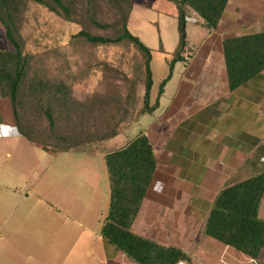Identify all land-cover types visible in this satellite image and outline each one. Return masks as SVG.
<instances>
[{
	"label": "rangeland",
	"instance_id": "rangeland-1",
	"mask_svg": "<svg viewBox=\"0 0 264 264\" xmlns=\"http://www.w3.org/2000/svg\"><path fill=\"white\" fill-rule=\"evenodd\" d=\"M131 1L133 9L128 28L151 50L149 105L159 102L153 112H141L146 77V56L142 51L127 41L117 45H98L82 37H72L80 30L110 36L119 27L107 29L93 25L89 19L92 14L80 4L77 24L35 4H31L25 14L22 31L29 50L34 52L33 67L43 69L54 81L66 82L76 98L84 100L94 93L114 92H121L124 96L131 86L136 90L133 118L120 126L116 137L97 143V149L101 151L123 145L140 131L147 134L152 130L159 132L158 138L164 142L163 138L170 135L182 118L219 96L214 88L218 79L210 72V65L220 56L219 49L216 46L207 58V27L201 22H187L183 59L174 62L180 39L174 3L169 0ZM99 2L101 7L95 18L102 23H113L116 13L106 6L104 0ZM36 42H39L38 46H35ZM0 48L12 49L1 23ZM206 60L209 65L199 73L198 81L192 82L195 78L192 70L201 69ZM185 81L187 84L192 82L194 87L185 86ZM225 86L228 87V83L223 80L220 89ZM235 107L234 111H244L240 103ZM234 123L235 120H230L225 125ZM11 141L13 152L17 150L12 165L16 167L22 161L26 177L19 185L23 191H29L28 201L22 205L27 216L21 223L34 230L32 237L37 239L39 246L35 251L44 256V264H47L49 249L55 264H111L105 250V238L101 235L109 196L103 153L73 151L54 154L25 138H12ZM260 216L264 218V199ZM189 219L190 227L199 229L197 221ZM174 227L175 220L158 211L152 214V221L146 229L152 232L149 237L154 236L155 240L166 243L180 236V231ZM142 233L146 235L144 231ZM28 238L24 237L23 241ZM262 253L264 256V250ZM112 264L137 263L119 253Z\"/></svg>",
	"mask_w": 264,
	"mask_h": 264
},
{
	"label": "trees",
	"instance_id": "trees-1",
	"mask_svg": "<svg viewBox=\"0 0 264 264\" xmlns=\"http://www.w3.org/2000/svg\"><path fill=\"white\" fill-rule=\"evenodd\" d=\"M100 0H0V23L11 50L0 48V98L11 101L16 130L32 143L56 152H102L109 196L101 235L117 250L137 264H177L188 261V254L173 244L160 242L133 230L157 168L155 147L145 131L123 145L97 149V143L119 134L120 126L133 118L137 100L131 86L121 92L94 93L84 100L73 95L64 81H54L43 69L33 67L34 52L23 35L25 14L31 4L39 5L70 23H78L80 4L92 15L90 22L99 28L119 27L114 35H94L80 30L92 44L117 45L129 42L145 56V84L141 112H153L159 102L149 105L152 87L151 50L128 28L133 9L131 0H104L116 13L113 23L97 20ZM176 7L179 46L174 62L183 59L187 45L186 16L201 19L208 30L219 25L229 0H169ZM36 42L35 46H38ZM223 54L230 90L264 72V32L227 37ZM164 85V84H163ZM264 199V171L222 188L209 211L205 233L251 258L264 250V218L260 208Z\"/></svg>",
	"mask_w": 264,
	"mask_h": 264
},
{
	"label": "crops",
	"instance_id": "crops-1",
	"mask_svg": "<svg viewBox=\"0 0 264 264\" xmlns=\"http://www.w3.org/2000/svg\"><path fill=\"white\" fill-rule=\"evenodd\" d=\"M260 32H264V0H229L219 25L208 30L207 36V58L216 46L219 49L220 56L210 65V72L218 79L214 87L218 98L182 118L163 138L164 142L158 138L159 132L148 133L155 147L157 168L133 229L149 237L152 232L146 226L152 214L165 213L175 220L173 229L180 231L179 240L173 237L166 243L182 248L189 256L185 261L188 264H264L263 253L257 259L251 258L205 233V223L219 191L264 171V72L234 90L229 84L220 89L223 80L228 83L223 40ZM203 65L192 70V82L198 81L208 61ZM192 82L185 81V86L194 87ZM239 103L243 105L242 112L234 111ZM230 120H235L234 125L226 126ZM18 137L25 138L17 133L11 101L0 98V264H44V256L35 251L39 246L32 237L34 230L21 223L27 216L22 205L28 201L29 191L19 185L26 179L22 161L16 167L12 165L17 150L13 152L11 140ZM154 140L159 142L155 145ZM190 217L197 221L199 229L190 227ZM24 237L29 238L23 241ZM105 242L112 264L119 253H124L106 239ZM47 254V264H55L50 249Z\"/></svg>",
	"mask_w": 264,
	"mask_h": 264
},
{
	"label": "built area",
	"instance_id": "built-area-1",
	"mask_svg": "<svg viewBox=\"0 0 264 264\" xmlns=\"http://www.w3.org/2000/svg\"><path fill=\"white\" fill-rule=\"evenodd\" d=\"M185 20L187 22H191V23H199V22H202L201 19H199V18H197L195 16H186ZM177 264H188V263H186L185 261H180Z\"/></svg>",
	"mask_w": 264,
	"mask_h": 264
}]
</instances>
